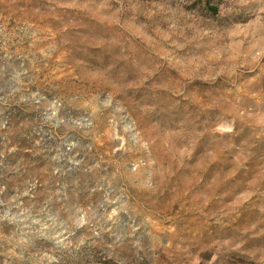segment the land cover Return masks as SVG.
<instances>
[{"label":"rangeland","instance_id":"374dc122","mask_svg":"<svg viewBox=\"0 0 264 264\" xmlns=\"http://www.w3.org/2000/svg\"><path fill=\"white\" fill-rule=\"evenodd\" d=\"M0 264H264V0H0Z\"/></svg>","mask_w":264,"mask_h":264}]
</instances>
